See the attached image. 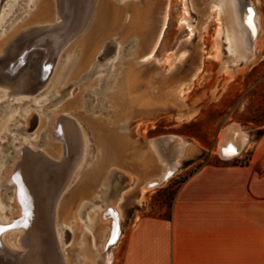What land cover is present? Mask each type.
<instances>
[{"label": "rangeland", "instance_id": "rangeland-1", "mask_svg": "<svg viewBox=\"0 0 264 264\" xmlns=\"http://www.w3.org/2000/svg\"><path fill=\"white\" fill-rule=\"evenodd\" d=\"M38 1L0 0V25L6 21L4 27L0 26V41L6 42L15 35L16 31H11L14 24L24 23ZM147 1L108 0L107 11L111 13L113 8L121 11L119 22L115 24L120 27L99 31L95 39L104 32L103 39L92 51L93 54L85 58V64L75 69V72L68 73L61 83H57L60 70L66 67L72 53H77L80 40L89 37V31H93L92 27L100 17L98 12L101 15L105 12V6L101 8L99 5L101 0H90L89 21L62 48L56 70H50L52 58L45 55L47 59L41 61L37 81L38 84H44L41 89L32 96L20 94L7 97L9 89L0 87L1 225H12L20 217L19 206L13 198L15 184L5 183V180L13 172L22 144L27 141L31 149L42 150L43 153L58 158L57 148L61 143L49 136L53 129L52 119L56 115L74 118L85 135L87 154L81 173L72 178L60 199L69 203L79 197L78 206L66 223L59 216L54 220L56 228L66 231L61 248L66 264H80L79 239L83 232L92 234V245H99V229L95 227L99 211L108 203H116V196L125 193L118 203L122 210L119 230L121 236L117 243L107 249L112 254L111 264H121L125 234L135 220L143 217L168 218L171 200L180 183L205 164H223L220 162L223 160L217 156L216 143L219 132L227 124H238L246 134V141L239 155L226 161V164H234V159L245 162L253 148L258 125L262 123L264 128V0H249L256 10L260 27L255 58L227 72L220 71V63L227 61V57L223 55L225 50H222L223 56L219 61L213 57L216 29L214 14L210 13L206 21L202 17L209 12V0L194 1L195 7L194 10L190 9L189 21L195 31L190 38L187 26L180 21L183 15L181 0H169L166 28L156 51L146 61L135 59V31L124 32L123 29L132 23L135 6L140 7ZM152 1L153 23L156 24L161 0ZM50 4L53 17L47 22H37L32 26L47 23L53 25L60 21L56 1L50 0ZM15 7L16 10L12 12ZM202 20L204 24L199 27ZM155 24L153 27H156ZM47 35L48 33H42L40 37L37 36L27 46H34L29 53L41 50L45 43L41 39H46ZM146 37L148 40V36ZM110 45L111 52L103 55ZM182 52L185 57L177 62L176 58ZM16 60L17 58L10 60L6 69L0 67V75H8L11 69L16 71ZM129 60L137 74L136 93H132L138 99L126 109L133 112V116L116 121L110 118L113 110L116 112L115 118L117 112L122 113L123 110L108 95ZM198 62L202 64L201 72L193 82L187 83ZM15 75L16 72L13 76ZM51 77L53 79L48 82ZM143 91L145 95L141 97ZM124 98H132V94L125 95ZM109 118L111 125H102V120L108 121ZM125 133L132 139L133 143L129 146L133 147V154L130 149L122 152L119 148L121 144L117 138ZM165 136H177L188 142L179 165L169 180L143 193L139 182L122 185L116 181L114 171L120 167L132 178L145 171L147 167L142 164L147 165L149 160L142 163L140 158L142 154L151 153L149 141H155L162 152L163 146L159 139ZM158 168L160 167L157 165ZM152 170L151 174L154 172ZM107 174L108 178L105 179ZM22 232L23 229L8 226L2 230L0 238L7 246H12L17 244Z\"/></svg>", "mask_w": 264, "mask_h": 264}, {"label": "bare ground", "instance_id": "bare-ground-1", "mask_svg": "<svg viewBox=\"0 0 264 264\" xmlns=\"http://www.w3.org/2000/svg\"><path fill=\"white\" fill-rule=\"evenodd\" d=\"M55 1L58 13L61 16L59 22L53 25L47 23L46 25L32 26L37 22H47L53 17L50 0H39L24 23L14 24L11 31H16L15 35L12 38L9 37L6 42L0 41L1 69L9 67L10 60L17 58L14 66L16 71L11 69L10 74L0 75V87L9 89L6 93L7 97L20 94L32 96L41 89L44 84L37 83L38 72L41 61L46 58L45 55H47V58H52L53 63L50 70L54 72L62 48L73 35L78 34L87 25L91 13L90 0ZM107 1L101 0L99 3L101 8L105 6V12H102V15L98 12L99 20L92 27L93 31H89L91 37L87 36V38L80 40L77 53L73 52L66 67L60 70L59 77L56 80L57 83H61L68 73L75 72V69L85 64V58H89L93 54L92 51L99 46V41L103 39L104 32L97 40L95 39L99 31L105 28L109 31L120 27V25L115 24L119 22L121 11L117 8H113L114 10L111 13L107 11ZM168 1L161 0L156 24L153 23L154 4L152 0H148L140 7L135 6L132 23L123 29L124 32L135 31L137 39L135 59L146 61L156 51L166 28ZM194 1L181 0L183 15L180 21L189 30L188 38L195 31L194 26L189 21L190 9L194 10L195 7ZM208 4L209 12L202 17L206 21L209 19L210 13L214 14L216 29L213 57L219 61L223 49L225 50L223 55L227 57V61L220 63V71L227 72L240 64L245 65L251 62L256 56V44L260 28L253 3L249 0H209ZM15 10L16 7L12 12ZM11 16L12 14L9 17L7 16V19ZM203 20L199 23V27L204 24ZM4 24H6V21L0 26L4 27ZM154 24L156 27H153ZM42 33H48L46 39H41L45 42L43 48L29 53L34 49V46H27L37 36L40 37L39 35ZM146 36H148V40H146ZM111 50L110 45L103 55L109 54ZM45 51L48 53H45ZM184 57V52L178 54L177 62ZM201 68L202 64L198 62L189 75L187 83L195 80L201 72ZM15 72L16 75L13 76ZM120 74L121 76L118 77L110 91V95H108L123 110L122 113L117 112V118H115L116 112L114 110L111 117L109 116L116 121L133 116V112L126 109L138 99L134 95L137 89L135 88L137 74L130 60ZM51 76H53V73ZM52 79V77L49 78L48 82ZM128 94H132V98H124ZM140 95L143 97L145 91ZM110 118L108 121L102 120V125H111ZM52 125L53 129L50 131L49 136L61 143L59 149L57 148L58 158L43 153L42 150L31 149L26 141L22 144V149L19 150V157L14 165L13 172L6 177L5 183L13 182L15 184L13 198L19 206L20 217L15 219L12 225L0 224V233L8 226L18 227L23 229V232L17 239V244L12 246H7L0 238V264H66L61 250L62 245H64L66 231L63 228H56L54 220L59 216L60 220L66 223L68 218L75 213L74 209L78 206L79 197L69 203L60 199L62 193L71 183L72 178L81 173L87 154V143L79 123L74 118L56 115L52 119ZM117 139L121 144V147H118L123 150L122 152L130 149L132 150L131 153H134L133 147L129 146L130 143H133L132 139L129 138L127 133L119 135ZM159 141L163 146L162 152L156 146L155 141L150 140L151 153L142 154L140 158L142 163L149 160L148 163L144 162L147 165L142 164L147 167L145 171L134 174L135 177L132 178L120 167L114 171L116 181L122 185L128 182H132V184L139 182L141 183V193H143L158 187L160 180H162V183L169 180L174 175L179 165V159L186 150L188 142L186 143L185 140L177 136H165ZM245 141L246 134L241 131L237 124L230 123L219 132L216 153L219 156L233 158L244 147ZM116 152H118V149ZM124 154L126 155V153ZM157 165L160 168L157 169ZM152 169L154 172L151 174ZM107 178L108 174L105 179ZM124 194L117 195L116 203H108L99 211L98 224H95L100 234L98 247L91 243L92 234L86 232L81 234L79 239L81 245L80 264H111L112 254L106 250V246L109 244L113 246L121 236L119 230L122 221V210L118 203L123 199Z\"/></svg>", "mask_w": 264, "mask_h": 264}, {"label": "crops", "instance_id": "crops-1", "mask_svg": "<svg viewBox=\"0 0 264 264\" xmlns=\"http://www.w3.org/2000/svg\"><path fill=\"white\" fill-rule=\"evenodd\" d=\"M246 161L192 172L168 218L127 229L121 264H264V134Z\"/></svg>", "mask_w": 264, "mask_h": 264}, {"label": "trees", "instance_id": "trees-1", "mask_svg": "<svg viewBox=\"0 0 264 264\" xmlns=\"http://www.w3.org/2000/svg\"><path fill=\"white\" fill-rule=\"evenodd\" d=\"M260 128H262V129H260ZM256 132H257V134L255 135V140H254V141L259 140V138L264 134V128L262 127V123H261L260 125H258ZM220 162L223 163V164H221V165H226V163H228V162H226V161H220ZM232 163H234V164H230V165H232V166H236V165L247 164V161H245V162L242 163V162L237 161V159H234V160L232 161ZM206 165L219 166V165H216V164H214V165H212V164H205V165H203V166H206ZM184 181H185V180H184ZM184 181H183V182H184Z\"/></svg>", "mask_w": 264, "mask_h": 264}, {"label": "water", "instance_id": "water-1", "mask_svg": "<svg viewBox=\"0 0 264 264\" xmlns=\"http://www.w3.org/2000/svg\"><path fill=\"white\" fill-rule=\"evenodd\" d=\"M230 124V123H229ZM229 124H227V125H229ZM238 125V124H237ZM239 126V125H238ZM239 128L241 129V127L239 126ZM218 148V145H216V149ZM239 155V153L238 154H236L234 157H237ZM217 156H218V158L220 159V160H223V161H228V160H230V159H232V158H226V157H223V156H219L218 154H217ZM233 157V158H234ZM176 171V170H175ZM160 180V179H159ZM162 183V180H160V184ZM111 245L112 244H109V245H107L106 246V250L107 249H109L110 247H111Z\"/></svg>", "mask_w": 264, "mask_h": 264}]
</instances>
